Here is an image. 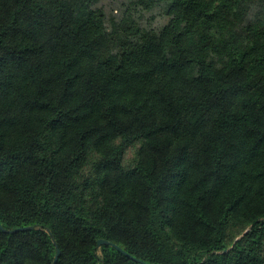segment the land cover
Instances as JSON below:
<instances>
[{
	"label": "trees",
	"instance_id": "obj_1",
	"mask_svg": "<svg viewBox=\"0 0 264 264\" xmlns=\"http://www.w3.org/2000/svg\"><path fill=\"white\" fill-rule=\"evenodd\" d=\"M92 1L0 0V264H264V0Z\"/></svg>",
	"mask_w": 264,
	"mask_h": 264
},
{
	"label": "rangeland",
	"instance_id": "obj_2",
	"mask_svg": "<svg viewBox=\"0 0 264 264\" xmlns=\"http://www.w3.org/2000/svg\"><path fill=\"white\" fill-rule=\"evenodd\" d=\"M129 0H94L91 4V9L101 12L106 17H117L121 16L123 11L126 9L127 5L129 4ZM258 5L254 3L248 9L246 18L244 23L247 24L251 22L257 12H258ZM160 9L153 10L151 12L142 13L140 23L143 26L148 27H155V26H162L166 24L168 18L166 17H159ZM152 21L150 22L148 18H151ZM155 19V20H154ZM149 21L150 23H148ZM109 147L118 148L122 146V141L120 139H112L107 142L106 144ZM143 145L142 141L135 142L131 145L125 147L122 156L121 166L123 171L131 170L135 167L138 162V151ZM101 157V150L100 149H90L88 153V158L86 162L78 169L76 174L74 175V180L82 183L84 180H95L102 175V172L98 170V164ZM85 193H88L90 190L93 192L95 196L98 195L100 191V187L95 184L87 189ZM250 226L240 220H231L229 228L227 230V237L225 240V244L227 246V250L232 248V245L239 239H241L249 230Z\"/></svg>",
	"mask_w": 264,
	"mask_h": 264
},
{
	"label": "water",
	"instance_id": "obj_3",
	"mask_svg": "<svg viewBox=\"0 0 264 264\" xmlns=\"http://www.w3.org/2000/svg\"><path fill=\"white\" fill-rule=\"evenodd\" d=\"M32 228L31 227H23V228H18V229H15V230H11V231H6L4 229L1 228L2 232L4 233H7V234H14L16 232H20V231H27V230H31ZM101 245H108V246H112L114 247L117 251H119L120 253L124 254L125 256L131 258L132 260L134 261H138L132 257H130L129 255H127L119 246L117 245H114L112 243H109L107 241H104V240H98L97 241V247H100ZM228 250H224V253H226ZM58 256H59V251L57 250L56 251V254H55V257H54V260H53V264H56L57 262V259H58Z\"/></svg>",
	"mask_w": 264,
	"mask_h": 264
}]
</instances>
